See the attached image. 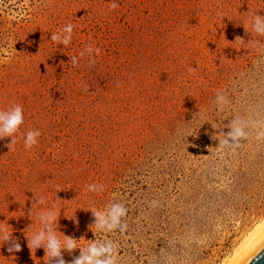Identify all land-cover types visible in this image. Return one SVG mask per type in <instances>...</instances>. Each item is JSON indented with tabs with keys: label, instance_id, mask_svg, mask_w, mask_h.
<instances>
[{
	"label": "rangeland",
	"instance_id": "1",
	"mask_svg": "<svg viewBox=\"0 0 264 264\" xmlns=\"http://www.w3.org/2000/svg\"><path fill=\"white\" fill-rule=\"evenodd\" d=\"M256 14L264 0H0V110L24 116L11 150L0 140V229L21 246L0 241V264H47L27 242L42 211L78 241L51 264L90 243L116 264L228 263L264 221Z\"/></svg>",
	"mask_w": 264,
	"mask_h": 264
},
{
	"label": "clouds",
	"instance_id": "2",
	"mask_svg": "<svg viewBox=\"0 0 264 264\" xmlns=\"http://www.w3.org/2000/svg\"><path fill=\"white\" fill-rule=\"evenodd\" d=\"M112 9L118 7L117 4L113 3L110 6ZM253 31L258 35L264 36V17L260 15H254L253 17ZM72 30L73 25L69 23L63 29L64 33H67V37L62 41L65 46H67L72 39ZM51 40L54 42H61L60 35L53 34L51 36ZM236 40H240V37H237ZM255 45L261 50L264 51V45H261L259 41L255 42ZM87 50L89 52L92 51L91 47H88ZM98 51V50H97ZM80 56H83V52L80 53ZM71 62L73 65L77 64V58L72 57ZM219 95V94H217ZM24 123L23 109L19 105L12 106L7 111L0 110V140L5 137H11V143L7 145L11 150V146L17 143L15 138V134L19 131L20 126ZM234 134H229L232 136L233 140H237V138L247 139L248 132H245L246 124L241 120L237 119L234 124ZM40 135L39 131H29L26 134L24 139V144L26 148H31L37 143V137ZM261 136H264V132L260 133ZM221 143L225 146H233L240 147V143L228 144L226 140L221 141ZM91 188V185L89 186ZM37 204H44L45 200L43 197L37 199ZM112 219L115 220L117 215H123L125 209L121 205H112ZM95 211V210H94ZM32 214V209L29 212V215ZM97 217L100 219L101 224L97 227H100L103 224L104 213L96 211ZM38 219L41 221V228L38 232H35L31 239H27L28 248L30 250H37L41 247L44 248L45 253L48 257L47 264H51L53 258H59L61 255V250H67L71 253L77 247V240L65 237V242L62 245L60 240L57 238L53 224L55 222L54 214L52 211H42L38 214ZM0 241L3 244H9L8 251L19 252L21 250L20 244L13 240L12 236H9L6 230L0 229ZM258 253L253 260H259L262 257ZM103 257V259H101ZM59 264H65V261L61 258L59 259ZM72 264H116L115 259V249L111 243H105V246H97V244L90 243L87 249H81V255L79 258H76L72 261Z\"/></svg>",
	"mask_w": 264,
	"mask_h": 264
},
{
	"label": "bare ground",
	"instance_id": "3",
	"mask_svg": "<svg viewBox=\"0 0 264 264\" xmlns=\"http://www.w3.org/2000/svg\"><path fill=\"white\" fill-rule=\"evenodd\" d=\"M264 249V221L243 242L234 257L226 264H250Z\"/></svg>",
	"mask_w": 264,
	"mask_h": 264
},
{
	"label": "water",
	"instance_id": "4",
	"mask_svg": "<svg viewBox=\"0 0 264 264\" xmlns=\"http://www.w3.org/2000/svg\"><path fill=\"white\" fill-rule=\"evenodd\" d=\"M262 258L259 260H253L250 264H264V249L259 254Z\"/></svg>",
	"mask_w": 264,
	"mask_h": 264
}]
</instances>
